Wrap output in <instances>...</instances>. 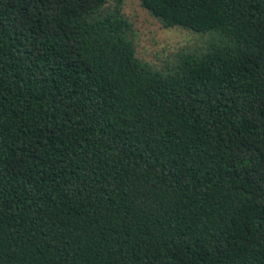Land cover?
I'll list each match as a JSON object with an SVG mask.
<instances>
[{
	"label": "trees",
	"instance_id": "trees-1",
	"mask_svg": "<svg viewBox=\"0 0 264 264\" xmlns=\"http://www.w3.org/2000/svg\"><path fill=\"white\" fill-rule=\"evenodd\" d=\"M203 45L136 56L122 0H0V264H264V0H139Z\"/></svg>",
	"mask_w": 264,
	"mask_h": 264
},
{
	"label": "rangeland",
	"instance_id": "rangeland-1",
	"mask_svg": "<svg viewBox=\"0 0 264 264\" xmlns=\"http://www.w3.org/2000/svg\"><path fill=\"white\" fill-rule=\"evenodd\" d=\"M114 0H110L113 4ZM122 13L134 30L136 56L155 69H163L174 58L202 46L205 38L174 28L164 29L141 6L139 0H122Z\"/></svg>",
	"mask_w": 264,
	"mask_h": 264
}]
</instances>
